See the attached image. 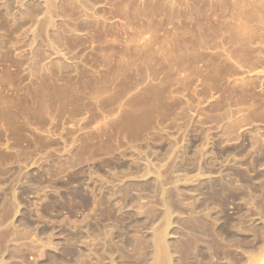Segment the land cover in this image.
I'll list each match as a JSON object with an SVG mask.
<instances>
[{
  "label": "rangeland",
  "instance_id": "obj_1",
  "mask_svg": "<svg viewBox=\"0 0 264 264\" xmlns=\"http://www.w3.org/2000/svg\"><path fill=\"white\" fill-rule=\"evenodd\" d=\"M0 264H264V0H0Z\"/></svg>",
  "mask_w": 264,
  "mask_h": 264
}]
</instances>
